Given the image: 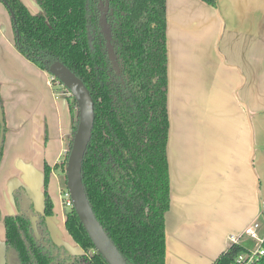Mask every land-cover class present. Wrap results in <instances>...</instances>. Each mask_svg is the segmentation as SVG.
I'll return each instance as SVG.
<instances>
[{
  "label": "crops",
  "instance_id": "obj_1",
  "mask_svg": "<svg viewBox=\"0 0 264 264\" xmlns=\"http://www.w3.org/2000/svg\"><path fill=\"white\" fill-rule=\"evenodd\" d=\"M20 1L39 12L35 0ZM9 21L0 2V264L17 262L6 250L9 215L35 216L38 243L54 256L80 254L65 229L54 170L72 139L69 105L49 73L17 50ZM166 43L165 264H214L230 235L259 220L264 203V0H217L216 7L166 0ZM46 166L53 208L43 225Z\"/></svg>",
  "mask_w": 264,
  "mask_h": 264
},
{
  "label": "trees",
  "instance_id": "obj_2",
  "mask_svg": "<svg viewBox=\"0 0 264 264\" xmlns=\"http://www.w3.org/2000/svg\"><path fill=\"white\" fill-rule=\"evenodd\" d=\"M3 1L14 15L17 50L46 72L50 64L61 62L93 100L94 123L81 175L97 221L127 264H165L164 218L170 204L166 0H35L39 12L34 15L20 0ZM65 98L73 134L76 103L71 95ZM0 109V133L5 134L1 98ZM69 148L54 167L62 190H67ZM50 171L46 166L43 225L53 208L47 193ZM3 226L6 250L20 264H106L73 208L65 213V229L80 254L54 256L35 240L22 214L6 216ZM50 247L60 249L53 243ZM243 250L229 246L214 264H230ZM257 264H264V258Z\"/></svg>",
  "mask_w": 264,
  "mask_h": 264
},
{
  "label": "water",
  "instance_id": "obj_3",
  "mask_svg": "<svg viewBox=\"0 0 264 264\" xmlns=\"http://www.w3.org/2000/svg\"><path fill=\"white\" fill-rule=\"evenodd\" d=\"M0 2L6 6L3 0H0ZM8 10L12 22L15 24L13 13L10 9ZM15 39H18L17 33H15ZM47 72L68 90L76 103V128L72 134L71 145L65 165L66 189L70 195L73 210L89 236L95 252L102 256L106 264H127L94 216L82 183V163L91 140L94 123L93 100L83 82L61 62L55 61L50 64ZM0 122L3 124L1 109ZM3 138L4 134L1 131L0 147ZM36 221L37 218L35 216L29 217L30 229L33 232L35 240L39 242L41 236L38 233ZM10 254H13V257L17 258V255L13 251ZM16 264L20 263L17 261Z\"/></svg>",
  "mask_w": 264,
  "mask_h": 264
},
{
  "label": "built area",
  "instance_id": "obj_4",
  "mask_svg": "<svg viewBox=\"0 0 264 264\" xmlns=\"http://www.w3.org/2000/svg\"><path fill=\"white\" fill-rule=\"evenodd\" d=\"M49 82L55 88H59L64 95H70L68 90L52 75L49 74ZM61 199L64 208L72 209V201L67 190H61ZM243 239H249L253 243L252 248H246ZM230 246L239 245L243 251L236 254L230 264H257L264 258V203L261 204L259 220L247 226L241 234H232L228 238Z\"/></svg>",
  "mask_w": 264,
  "mask_h": 264
},
{
  "label": "rangeland",
  "instance_id": "obj_5",
  "mask_svg": "<svg viewBox=\"0 0 264 264\" xmlns=\"http://www.w3.org/2000/svg\"><path fill=\"white\" fill-rule=\"evenodd\" d=\"M99 2H102V0H98ZM103 7V6H102ZM100 8V12H102V9L103 8ZM9 24H10V27H9V30H8V34L10 33V31H11V34L13 35V37H14V39H15V30H14V27H13V22H12V19H11V15H10V21H9ZM1 32H2V30H1ZM3 33V32H2ZM107 33V36L105 37V39H106V46L108 47V45H109V42L111 41V38H110V34H109V32L107 31L106 32ZM111 44V43H110ZM68 211V209L67 208H64V213H66ZM243 243H244V246L246 247V248H252L253 247V243H252V241L251 240H249V239H243Z\"/></svg>",
  "mask_w": 264,
  "mask_h": 264
}]
</instances>
